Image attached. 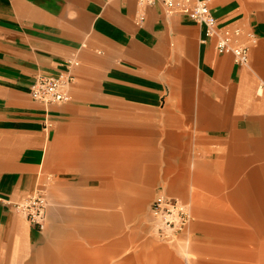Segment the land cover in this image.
I'll return each mask as SVG.
<instances>
[{
	"label": "crops",
	"instance_id": "crops-1",
	"mask_svg": "<svg viewBox=\"0 0 264 264\" xmlns=\"http://www.w3.org/2000/svg\"><path fill=\"white\" fill-rule=\"evenodd\" d=\"M207 1L219 26L256 34L248 65L162 3L0 0V264H185L190 240L264 250V0ZM68 69V102L31 96ZM45 186L38 230L14 203ZM161 194L193 214L172 245L153 229Z\"/></svg>",
	"mask_w": 264,
	"mask_h": 264
},
{
	"label": "built area",
	"instance_id": "built-area-1",
	"mask_svg": "<svg viewBox=\"0 0 264 264\" xmlns=\"http://www.w3.org/2000/svg\"><path fill=\"white\" fill-rule=\"evenodd\" d=\"M141 6L162 3L170 12L187 13L197 23L204 25L207 39H214L219 53H231L240 65L250 62V50L257 43L256 34L239 25L221 27L207 0H139ZM145 16H139V23ZM69 66L76 61L69 59ZM70 69V68H69ZM40 75L30 87L31 96L44 103H64L71 99L69 89L73 75ZM16 211L22 214L38 230H44L48 219L49 198L46 187H40L25 200L14 203ZM150 212L157 238L167 244H174L193 220L191 206L182 200L164 194L152 202Z\"/></svg>",
	"mask_w": 264,
	"mask_h": 264
},
{
	"label": "rangeland",
	"instance_id": "rangeland-1",
	"mask_svg": "<svg viewBox=\"0 0 264 264\" xmlns=\"http://www.w3.org/2000/svg\"><path fill=\"white\" fill-rule=\"evenodd\" d=\"M148 189L149 193H153L152 187H149ZM47 192L50 200L51 193H49L48 188ZM151 198L152 197H149V201ZM49 204L51 205V200L49 201ZM178 241H180V239ZM193 244L194 241L191 242L190 240L189 244L184 243V247H181L180 249H183V255H186H181L182 259L186 261L185 263L183 260L185 264H264V250L260 249V241H236L233 253L231 251L229 252L231 246L227 247V245H225L221 246L222 249H219V246L214 243H206V245L208 244L210 246H205L204 243L195 242V244L200 245L199 252H197L196 250L193 251L191 249ZM203 245L205 247H202ZM176 248L177 247H172V249L177 250ZM201 249H204V251L202 252ZM217 254H222L224 256H218Z\"/></svg>",
	"mask_w": 264,
	"mask_h": 264
}]
</instances>
